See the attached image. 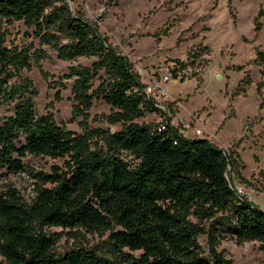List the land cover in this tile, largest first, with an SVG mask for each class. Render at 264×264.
<instances>
[{
	"label": "trees",
	"instance_id": "obj_1",
	"mask_svg": "<svg viewBox=\"0 0 264 264\" xmlns=\"http://www.w3.org/2000/svg\"><path fill=\"white\" fill-rule=\"evenodd\" d=\"M14 22L39 48L7 44L6 26ZM42 46L62 61L92 59L62 76L72 80V112L86 123L93 102L101 101L109 112L97 119L119 130L85 125L76 134L36 112V90L22 72L45 58ZM199 55L175 60L172 76ZM252 63L264 78V53L257 51ZM145 87L97 23L72 12L66 0H0V106L13 104L0 117V172L26 173L35 183L29 203L11 186L0 192V264H233L219 249L225 240L257 242L264 254V210L233 185L244 183L238 157L207 138L183 136ZM151 113L159 115L156 126L136 122ZM27 156L65 160L47 173L27 169ZM53 227L107 233L112 259L83 247L56 256L55 234L46 231Z\"/></svg>",
	"mask_w": 264,
	"mask_h": 264
},
{
	"label": "rangeland",
	"instance_id": "obj_2",
	"mask_svg": "<svg viewBox=\"0 0 264 264\" xmlns=\"http://www.w3.org/2000/svg\"><path fill=\"white\" fill-rule=\"evenodd\" d=\"M66 3L72 12H80L97 23L100 33L128 58L146 86L160 84L175 60L185 61L189 54L200 53L198 59L207 66L206 72L161 85L154 92L155 101L183 136L207 138L227 154L236 155L243 166L240 178L244 183L234 179V187L264 210V78L259 67L252 63L257 51L264 53V0H66ZM255 22L259 30H255ZM6 28L8 45L32 43L34 49L39 48L37 41L23 35L27 30L21 22ZM41 49L45 58L38 64L32 62L31 68L22 72L36 90L33 98L36 112L51 114L58 126L76 134H82L85 125L111 132L119 130V125L109 126L97 119L109 112L101 101L93 102L86 123L82 118L75 119L72 112V80H62V76L69 67L89 65L92 59L62 61L50 48ZM245 78L250 84L245 85L243 92L236 91ZM60 81L66 85L65 89L57 87ZM93 85L96 87L97 82ZM12 107V103H3L0 117L9 116ZM136 122L154 127L160 119L151 113ZM197 130L201 134H196ZM64 160L27 156L24 164L29 170L49 173L52 165L62 166ZM6 186L17 190L27 203L34 198L35 183L26 173L0 172V192ZM46 231L55 234L56 256L83 247L103 257H113L107 233L69 232L55 227ZM199 242L205 249L203 237ZM219 249L225 251L233 264H264V254L257 242L237 245L225 240ZM125 252L134 257L139 255Z\"/></svg>",
	"mask_w": 264,
	"mask_h": 264
},
{
	"label": "built area",
	"instance_id": "obj_3",
	"mask_svg": "<svg viewBox=\"0 0 264 264\" xmlns=\"http://www.w3.org/2000/svg\"><path fill=\"white\" fill-rule=\"evenodd\" d=\"M174 68V65L171 67V69ZM207 70V66L204 64V62L200 61L198 58L194 59L192 63H188L185 68L180 72H177L176 77L174 78L172 76V73L169 72L168 75H164L162 77L160 84H154L153 86H146L144 89V92L147 96V98L152 99L155 102V106L161 110V112H165V109L163 107H160L154 97V92L156 89H161V85L163 84H171L175 83L180 80H184L185 78H195L203 75ZM161 129H164V124H161ZM182 134V131H180ZM196 134H201L199 130L196 131ZM183 135V134H182ZM238 192V191H237ZM240 195H244L242 192L239 193ZM245 196V195H244Z\"/></svg>",
	"mask_w": 264,
	"mask_h": 264
}]
</instances>
